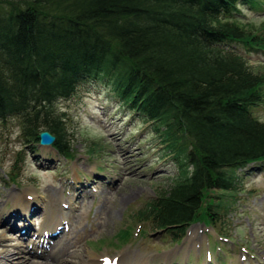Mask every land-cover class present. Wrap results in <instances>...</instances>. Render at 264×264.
Segmentation results:
<instances>
[{"label": "trees", "instance_id": "1", "mask_svg": "<svg viewBox=\"0 0 264 264\" xmlns=\"http://www.w3.org/2000/svg\"><path fill=\"white\" fill-rule=\"evenodd\" d=\"M243 5L264 11V0H0V123L15 121L32 148L50 131L52 147L72 160L55 104L101 82L177 168L138 221L175 241L194 222L216 229L234 209L242 172L264 161V122L253 112L264 104V67L245 56L264 55V24L242 22Z\"/></svg>", "mask_w": 264, "mask_h": 264}, {"label": "rangeland", "instance_id": "2", "mask_svg": "<svg viewBox=\"0 0 264 264\" xmlns=\"http://www.w3.org/2000/svg\"><path fill=\"white\" fill-rule=\"evenodd\" d=\"M239 17L251 27L264 24V11L246 5L241 6ZM229 47L244 53L243 45ZM245 56L264 67V55L259 52ZM106 90L101 82L83 83L74 95L55 104L64 113L72 138V160L51 146L32 148L22 143L15 121L0 123V256L3 251L15 252L19 244V230L9 227L21 225L22 215L12 203L16 194L24 193L30 203L25 222H31L33 231L21 241L23 247L41 239L34 238V233L42 228L48 206L55 207L56 223L63 217L68 222L66 231L46 237L48 252L59 261L32 255L26 264H77L86 256L96 263L102 256L119 261L126 254L135 255L140 264H205L207 253L210 264H264V161L242 172L234 209L216 229L198 221L175 241L166 230L138 221L137 211L168 184L177 168L163 154L148 125H139L133 114L120 111L116 102L106 98ZM253 112L264 122V104ZM93 142L100 151L89 155L87 148ZM125 231L127 238L123 239ZM167 253L170 257L164 260ZM20 259L15 256L0 264H19Z\"/></svg>", "mask_w": 264, "mask_h": 264}, {"label": "bare ground", "instance_id": "3", "mask_svg": "<svg viewBox=\"0 0 264 264\" xmlns=\"http://www.w3.org/2000/svg\"><path fill=\"white\" fill-rule=\"evenodd\" d=\"M115 49V47H114ZM31 125V124H30ZM44 147H49L47 145H42ZM43 155V154H42ZM24 194V193H23ZM23 194H16L14 196V202L12 203V205L14 206V210L15 211H18L20 213V215H22L24 221L26 220L25 217H27V215L29 214V206H30V203L29 201H27V197L25 199L24 195ZM28 194V193H26ZM30 194V193H29ZM29 196V195H27ZM68 199V198H67ZM55 207H49L48 206V216L47 218L45 219L44 223H43V226L42 228L40 229V232L38 233L39 236H44V234L48 231V232H53L54 231V228L61 224L63 221L62 219H65V217H63L61 219V221H58V223L55 222L54 220V217H53V213L55 214V211L54 210ZM17 214V213H16ZM221 219V218H220ZM14 220V219H13ZM3 222V221H2ZM31 223V222H29ZM18 225L14 224V228H16V231L19 230V234L17 235V239L19 240V244L17 245L16 247V250L15 252L13 250V252H5L3 251L2 255L0 256V260H3L4 261L10 259L11 257H15V256H20L22 257V259L19 260V264H26L27 262V259L29 258V256H32V255H37V250L39 251L38 252V255H40V257H44L45 260L46 259H49L51 261H59L57 260V255H54L53 253H50V252H45V250L43 249V245H44V240L43 239H37L35 241H33L32 245H31V249H27V247H23L22 246V242L25 237L27 235H30L31 234V229L29 228V224L27 222H25V225H22V228L24 229H21L19 227H17ZM13 227L11 229H13ZM18 228V229H17ZM198 228V227H197ZM22 230V231H21ZM12 231H15V229H13ZM193 240V239H192ZM190 241V240H189ZM74 243V242H72ZM189 246L192 245V242H189L188 243ZM193 245H195V243L193 242ZM69 246V245H68ZM67 246V247H68ZM60 247H63V246H60ZM66 247V246H64ZM50 248V247H49ZM75 248V247H74ZM65 249V248H64ZM72 249V248H71ZM78 249V248H76ZM34 252H33V251ZM49 251V250H48ZM59 252V251H58ZM64 252V251H63ZM69 252V251H68ZM71 252V251H70ZM4 254V255H3ZM80 256V255H79ZM135 255H132V254H126V255H123L121 257V259L118 261L117 260V263L116 264H140L138 262H135L136 261V258L134 257ZM131 257V258H130ZM170 256H168V253L164 255V260H167V258H169ZM212 260V258H210ZM104 260V256L100 257L99 261L96 263L94 262L93 260H91V258L87 257L86 258H83L82 257V260L80 262H78L77 264H101L102 261ZM7 263V262H6ZM5 264V263H4ZM40 264V263H39ZM41 264H49L48 261H44L42 262Z\"/></svg>", "mask_w": 264, "mask_h": 264}, {"label": "water", "instance_id": "4", "mask_svg": "<svg viewBox=\"0 0 264 264\" xmlns=\"http://www.w3.org/2000/svg\"><path fill=\"white\" fill-rule=\"evenodd\" d=\"M38 137H39V145H51L54 140L55 136L48 130H41L38 132Z\"/></svg>", "mask_w": 264, "mask_h": 264}]
</instances>
